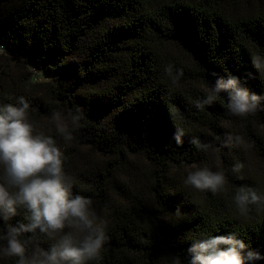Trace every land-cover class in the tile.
<instances>
[{"label":"trees","instance_id":"trees-1","mask_svg":"<svg viewBox=\"0 0 264 264\" xmlns=\"http://www.w3.org/2000/svg\"><path fill=\"white\" fill-rule=\"evenodd\" d=\"M0 51L46 78L0 67V105L23 96L34 125L51 121L54 110L83 114L70 125L71 142L46 134L64 154L73 195L91 198L107 221L109 239L88 264H186L195 240L232 232L264 256V207L241 215L234 201L242 186L264 195V183L247 165L245 146H223L240 135L264 166V110L230 116L226 93L195 107L219 77L237 76L264 95L252 63L264 58V0H0ZM169 64L183 69L176 84ZM193 138L212 147L204 151ZM238 161L245 168L237 174ZM193 166L223 171L225 188L185 185L179 170ZM27 216L20 209L8 223ZM6 228L0 220V235ZM36 240L45 249L55 243L39 233Z\"/></svg>","mask_w":264,"mask_h":264},{"label":"clouds","instance_id":"clouds-1","mask_svg":"<svg viewBox=\"0 0 264 264\" xmlns=\"http://www.w3.org/2000/svg\"><path fill=\"white\" fill-rule=\"evenodd\" d=\"M252 63L264 76V58L253 56ZM165 73L173 84L184 75L183 69L174 70L171 64L166 66ZM222 93L227 94L230 116L244 118L264 110V95L251 92L237 76L217 78L195 107L203 110L205 106H212ZM29 107L23 96L16 105H0V167L3 169L0 220L7 225L0 235V257H16L17 264H88L99 259L109 239L107 221L97 215L91 198L73 195L71 178L64 168V154L53 137L38 131L29 120ZM50 119L67 144L73 140L70 125L76 127L83 114L65 116L54 110ZM183 135V129L178 128L173 137L178 145L182 144ZM192 143L204 151L212 147L199 138H193ZM233 143L236 147L245 146L240 135L229 137L223 146L230 147ZM244 168L245 164L238 161L231 171L238 174ZM184 184L216 194L225 188L226 176L223 171L204 167L189 171ZM234 201L241 215L248 213L251 205L264 207V195L247 186L239 188ZM20 209L28 213V222L16 226L8 223ZM176 215H180L179 209ZM37 233L55 243L47 249L41 247L36 240ZM25 236L26 239H21ZM188 252L186 264H256L264 260L259 252L249 250L235 232L197 239ZM176 264H180L179 260Z\"/></svg>","mask_w":264,"mask_h":264},{"label":"rangeland","instance_id":"rangeland-1","mask_svg":"<svg viewBox=\"0 0 264 264\" xmlns=\"http://www.w3.org/2000/svg\"><path fill=\"white\" fill-rule=\"evenodd\" d=\"M180 56L183 57L184 55L181 54ZM9 58L11 57L7 53H4V51H0V67L2 70L4 71L9 70L17 75L26 74L29 71L33 74L35 73L38 82L46 81V78L42 75V73L38 70H35L32 65L30 64L26 65L18 61H11L9 60ZM34 126L38 131L43 132L44 134H46L47 132L52 133V131L57 132L52 121H45L42 124H35ZM70 130H72L71 127ZM245 150H246L247 165L250 167V169H252L255 172L258 178L264 183V166L254 158L253 154L250 153V149L247 147V145H245ZM197 169L199 168L196 167L193 169H180L179 173L185 179L189 171H194ZM196 191L198 192V190Z\"/></svg>","mask_w":264,"mask_h":264}]
</instances>
